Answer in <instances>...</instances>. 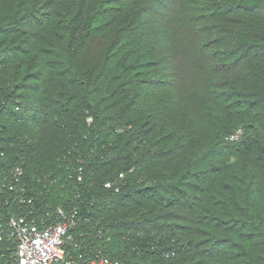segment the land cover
Segmentation results:
<instances>
[{
    "label": "trees",
    "instance_id": "obj_1",
    "mask_svg": "<svg viewBox=\"0 0 264 264\" xmlns=\"http://www.w3.org/2000/svg\"><path fill=\"white\" fill-rule=\"evenodd\" d=\"M219 1L261 39H200L201 0H0V167L118 264H264V0Z\"/></svg>",
    "mask_w": 264,
    "mask_h": 264
},
{
    "label": "built area",
    "instance_id": "obj_2",
    "mask_svg": "<svg viewBox=\"0 0 264 264\" xmlns=\"http://www.w3.org/2000/svg\"><path fill=\"white\" fill-rule=\"evenodd\" d=\"M236 133L228 139L238 138L240 132ZM3 157L0 152V159ZM1 165L0 264H118L109 255L111 236L93 218L60 203L37 207L23 166ZM122 180L123 174H119L103 187L117 193Z\"/></svg>",
    "mask_w": 264,
    "mask_h": 264
},
{
    "label": "rangeland",
    "instance_id": "obj_3",
    "mask_svg": "<svg viewBox=\"0 0 264 264\" xmlns=\"http://www.w3.org/2000/svg\"><path fill=\"white\" fill-rule=\"evenodd\" d=\"M201 2L200 3L203 6L205 5L206 7H208V9L206 10L207 11V16H206L207 19L203 20V22L201 23V26L203 28L205 27V29L208 26H210V31H206V30L204 31L203 30L204 33L201 34V36L199 37L200 39L207 40L210 38H222V37L223 38H225V37H227V38H233L234 37L235 38V34H237V32H245L246 35L249 37V39H257V40L261 39V37L258 36L259 35L258 31H256L257 26L255 27L253 25L256 29L250 28L251 24L249 22H253L252 19L254 17L249 16L250 14L246 13V11L244 9H242L240 7H238V8L231 7V8L225 9V10H224V8H223V10L221 8L218 9L217 6L219 4H221V2H222L219 0H206V2L204 0H201ZM156 3H152V5H151L153 8V13L152 14L148 13L144 17V19H146V20H151V24H154L155 28H156V26H159V23L163 20V18L168 20L169 18H167V17L171 15L170 11H167V7L170 6L169 3H167L168 5H165V6H159ZM210 8H212V9H210ZM255 13H253V14H255ZM204 14H205V12H204ZM218 16H220V17H218ZM248 53H249V57L246 58L245 61L251 59L253 62H255L256 60H258L259 63L264 62V50H261V49L250 50ZM22 100H25V102H26L28 99L23 98ZM258 110L264 112V109H262L261 107H259ZM237 132H240V131H237ZM235 134H237V133H235ZM237 139L238 138H236L234 140H237Z\"/></svg>",
    "mask_w": 264,
    "mask_h": 264
}]
</instances>
